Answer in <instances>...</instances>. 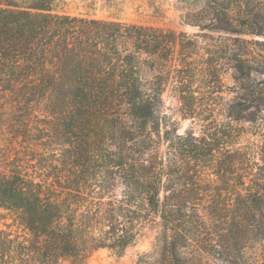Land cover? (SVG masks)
<instances>
[{
    "label": "trees",
    "instance_id": "1",
    "mask_svg": "<svg viewBox=\"0 0 264 264\" xmlns=\"http://www.w3.org/2000/svg\"><path fill=\"white\" fill-rule=\"evenodd\" d=\"M252 1L227 0L214 28L264 37ZM50 2L0 1V264H87L100 247L121 255L158 219L140 264H264V131L257 159L233 124L256 123L253 108L264 121V79L222 105L226 119L213 109V126L180 132L163 103L186 33ZM232 60L248 78L255 70L250 53ZM184 86L181 112L195 123Z\"/></svg>",
    "mask_w": 264,
    "mask_h": 264
},
{
    "label": "rangeland",
    "instance_id": "2",
    "mask_svg": "<svg viewBox=\"0 0 264 264\" xmlns=\"http://www.w3.org/2000/svg\"><path fill=\"white\" fill-rule=\"evenodd\" d=\"M10 1L20 6H29L35 0ZM50 3L54 10L60 13L120 20L186 33L182 36V51L187 59L179 65L178 45L172 62L174 71L167 84L163 103V109L179 124L180 132L194 126L199 133L203 125L210 123L213 126V109L216 111L214 117L226 119L222 105L241 96L249 97L252 94L250 91L264 79V72H261L264 71V37L254 36L256 34L229 33L214 28V11L221 8L223 3L226 4L227 0H218L216 4L208 3L207 0H51ZM251 7L264 9V0H253ZM212 15L213 22L210 20ZM188 21L197 24L187 23ZM237 35L243 36L236 38ZM235 50L250 53L252 60L255 61L253 63L255 70L249 78L233 68L232 56ZM176 67L180 71L178 69L176 71ZM180 80L182 82H179ZM181 83H184L185 89L189 85L194 89L200 113L195 123L191 118H184L182 115L183 103L178 88ZM253 111L256 112L254 116L258 117L256 123L243 121L233 124L240 133L238 146L251 149L258 159L257 144L264 131V121L260 112L254 108ZM161 230L162 223L158 219L143 229L142 234L125 253L119 255L109 248L100 247L92 251L86 262L140 264V255L154 249ZM200 264L215 263L213 259L203 257Z\"/></svg>",
    "mask_w": 264,
    "mask_h": 264
}]
</instances>
